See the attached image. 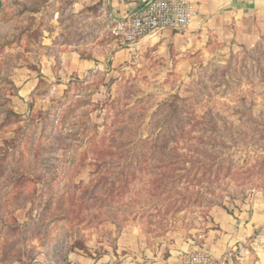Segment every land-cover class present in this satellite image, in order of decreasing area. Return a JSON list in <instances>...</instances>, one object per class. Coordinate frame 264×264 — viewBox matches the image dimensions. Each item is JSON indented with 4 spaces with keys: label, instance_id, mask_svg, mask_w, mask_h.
Returning <instances> with one entry per match:
<instances>
[{
    "label": "rangeland",
    "instance_id": "374dc122",
    "mask_svg": "<svg viewBox=\"0 0 264 264\" xmlns=\"http://www.w3.org/2000/svg\"><path fill=\"white\" fill-rule=\"evenodd\" d=\"M0 3V264H192L264 208V27L126 45L104 0Z\"/></svg>",
    "mask_w": 264,
    "mask_h": 264
},
{
    "label": "crops",
    "instance_id": "0c3cea01",
    "mask_svg": "<svg viewBox=\"0 0 264 264\" xmlns=\"http://www.w3.org/2000/svg\"><path fill=\"white\" fill-rule=\"evenodd\" d=\"M148 0H104L105 10L115 20L141 8ZM195 13L187 27L180 30H163L159 35H171L176 41L188 42L200 37H213L220 44L235 42L250 44L264 27V0H190ZM214 228L205 233L204 245L214 257L221 256L229 246L237 243L251 244L256 263L264 264V208L241 209L238 213L220 208L213 210ZM257 228L258 238L250 240ZM249 249V248H248ZM250 253V249L248 250Z\"/></svg>",
    "mask_w": 264,
    "mask_h": 264
},
{
    "label": "built area",
    "instance_id": "2783aa9c",
    "mask_svg": "<svg viewBox=\"0 0 264 264\" xmlns=\"http://www.w3.org/2000/svg\"><path fill=\"white\" fill-rule=\"evenodd\" d=\"M194 13L195 9L190 0H148L139 10L121 19L116 30L126 45H132L163 30L187 27ZM249 247H252L251 244L229 247L220 257H212L206 250V253L193 256L192 264H230L233 259L249 253Z\"/></svg>",
    "mask_w": 264,
    "mask_h": 264
},
{
    "label": "trees",
    "instance_id": "16d2710c",
    "mask_svg": "<svg viewBox=\"0 0 264 264\" xmlns=\"http://www.w3.org/2000/svg\"><path fill=\"white\" fill-rule=\"evenodd\" d=\"M0 5H1V3H0Z\"/></svg>",
    "mask_w": 264,
    "mask_h": 264
}]
</instances>
